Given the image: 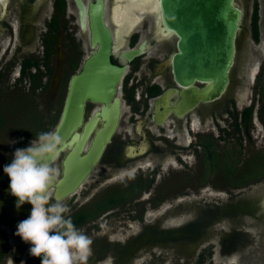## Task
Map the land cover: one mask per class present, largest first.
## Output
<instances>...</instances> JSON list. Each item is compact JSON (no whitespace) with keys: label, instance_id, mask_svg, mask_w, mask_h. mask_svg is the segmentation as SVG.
Wrapping results in <instances>:
<instances>
[{"label":"flooded vegetation","instance_id":"af4514ba","mask_svg":"<svg viewBox=\"0 0 264 264\" xmlns=\"http://www.w3.org/2000/svg\"><path fill=\"white\" fill-rule=\"evenodd\" d=\"M95 1L82 0L85 7ZM247 1L248 18L242 0H234L240 19L222 96L178 116L181 91L206 83L195 80L188 88L176 82L172 60L179 38L163 22L159 2L102 0V19L112 38L110 61L124 68L114 94L120 115L88 176L60 200L93 241L88 264H227L232 254L237 264H264V180L251 189L202 186L168 198L163 181L171 169H194L195 161L200 170L211 167L212 157L219 168L240 166L238 158L251 146L243 143L256 142L254 132L264 130V0ZM131 3L140 4L143 14L120 22L116 10ZM70 10L76 13L75 30L68 26ZM88 36L87 19L81 29L74 0H0V108L5 97L23 96L24 85L50 88L52 97L59 88L55 127L69 78L91 51ZM130 52H136L132 58L126 56ZM100 106L86 101L83 123ZM5 109L0 119L12 114ZM62 156L54 161L61 172ZM11 159L7 153L0 157V264H40L29 255L30 245L15 235L31 205L17 210L8 192L3 168ZM187 172L178 179L194 181V172ZM215 173L200 177L212 180ZM52 191L50 202H55Z\"/></svg>","mask_w":264,"mask_h":264},{"label":"water","instance_id":"95a60500","mask_svg":"<svg viewBox=\"0 0 264 264\" xmlns=\"http://www.w3.org/2000/svg\"><path fill=\"white\" fill-rule=\"evenodd\" d=\"M74 3L81 29L87 19L91 51L80 70L69 78L54 127L62 140L59 155H63L62 182L52 191V197L59 201L73 193L88 176L113 134L120 115V101L114 94L124 71L110 61L112 38L102 19V0L89 2L87 7L82 0H74ZM159 7L163 22L179 38L178 52L172 60L176 82L188 88L195 80L206 83L202 88L194 86L188 92L181 91V106L175 108L179 116L192 105L222 96L234 58L240 10L234 0H159ZM135 53L126 56L132 58ZM86 101L101 106L83 123ZM99 122L102 124L83 154Z\"/></svg>","mask_w":264,"mask_h":264},{"label":"clouds","instance_id":"9594fccd","mask_svg":"<svg viewBox=\"0 0 264 264\" xmlns=\"http://www.w3.org/2000/svg\"><path fill=\"white\" fill-rule=\"evenodd\" d=\"M61 143L57 131L40 132L5 164L3 172L16 209L31 205L28 217L16 225L15 235L30 245L29 255L40 258V264H88L92 239L74 225L65 203L50 202V190L62 182L61 171L54 166ZM237 261L235 254L227 258V264Z\"/></svg>","mask_w":264,"mask_h":264},{"label":"rangeland","instance_id":"374dc122","mask_svg":"<svg viewBox=\"0 0 264 264\" xmlns=\"http://www.w3.org/2000/svg\"><path fill=\"white\" fill-rule=\"evenodd\" d=\"M241 4L244 9H246L247 17L250 14L249 7L251 6V4L247 0H242ZM70 11L72 22L69 23L68 26H71L75 30L77 29L76 13L74 10ZM22 89L23 96H17V98H19L20 100L14 96L12 98L5 97L0 108V110H2V108L6 107L5 111H11L12 113L10 114V116L5 115L4 119H0V157L1 155L7 153V158H12L14 154L12 147H15V145H17L18 149L26 148L30 145V142L32 140H36L38 138V135L36 136L34 134H37L39 132L52 131L58 117L57 113L59 104L57 100L59 91L61 89L56 88L55 94L53 95L54 98L52 97V91L50 88H40L39 86L28 88L24 85ZM249 93L250 89L248 90V94ZM39 129L41 131H39ZM254 135L257 136L256 142L249 141L243 143H251V146L248 147L249 149L245 148L244 151H242V156L238 158L240 162H243L241 164H244L246 159L251 156L258 158L260 157V154L264 155V130H257L254 132ZM197 163L198 162L196 161L194 162V169L187 168L169 170L170 176H167L168 178L163 180L167 183V189L164 194L166 198L173 196L181 191L193 190V188L195 192L201 190L202 186H211L217 191L231 189L228 182L222 181V178L219 174L215 173L212 180H209L208 177L201 178L200 175H203V172L201 171L202 168L200 170L201 166ZM185 171H190L187 173L194 172V181L188 180L182 182L180 178L178 179V177L182 176L183 172ZM158 183H160V181ZM256 185L259 184H250L246 186L245 189H251ZM161 197L163 196L161 195ZM166 264L171 263L166 262Z\"/></svg>","mask_w":264,"mask_h":264},{"label":"trees","instance_id":"16d2710c","mask_svg":"<svg viewBox=\"0 0 264 264\" xmlns=\"http://www.w3.org/2000/svg\"><path fill=\"white\" fill-rule=\"evenodd\" d=\"M23 75H25L24 71ZM34 77L35 75L29 74V78L34 79ZM39 131L41 130L39 129ZM39 133L34 135L37 136ZM212 158L213 161H215L214 157ZM206 160L207 159H205V161ZM213 161L212 163H214V165L211 167L202 168L203 175L205 176L209 174V172H220L224 176L229 177L228 184L230 185L231 189L246 187L250 184L264 180V155L260 154V157L258 158H247L244 164H241L237 167L233 166L232 164H227L224 167L219 168V166H217Z\"/></svg>","mask_w":264,"mask_h":264},{"label":"bare ground","instance_id":"6f19581e","mask_svg":"<svg viewBox=\"0 0 264 264\" xmlns=\"http://www.w3.org/2000/svg\"><path fill=\"white\" fill-rule=\"evenodd\" d=\"M147 1V0H146ZM150 0H148L149 2ZM127 7V6H126ZM144 7V6H142ZM117 9V8H116ZM142 9L144 8H141L140 4H136V3H131V5H129L127 8L123 9V10H116V15L117 17H119V21L120 22H125L127 23L128 20H130L131 18H133L134 20V17L133 16H136L139 15V14H143L141 13L142 12ZM156 9V8H155ZM145 12V11H144ZM114 16V15H113ZM116 17V16H115ZM114 17V18H115ZM118 20V19H117ZM136 23V22H135ZM124 25V24H123ZM120 27V26H119ZM255 68V67H254ZM254 74L255 70L252 71ZM251 74V75H252Z\"/></svg>","mask_w":264,"mask_h":264},{"label":"snow or ice","instance_id":"6c2138e0","mask_svg":"<svg viewBox=\"0 0 264 264\" xmlns=\"http://www.w3.org/2000/svg\"><path fill=\"white\" fill-rule=\"evenodd\" d=\"M159 0H152V3H158Z\"/></svg>","mask_w":264,"mask_h":264}]
</instances>
